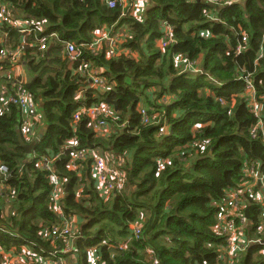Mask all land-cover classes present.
<instances>
[{
  "label": "trees",
  "instance_id": "1",
  "mask_svg": "<svg viewBox=\"0 0 264 264\" xmlns=\"http://www.w3.org/2000/svg\"><path fill=\"white\" fill-rule=\"evenodd\" d=\"M114 1L115 8L105 0H0L37 31L28 36L0 27L9 33L0 50L22 51L19 62L36 77L32 84L19 74L15 79L44 115L27 137L19 108L0 95V167L9 170L0 173V263L3 255L17 258L28 249L41 259L76 256L77 264H217L218 258L224 264H264L259 246L232 256L214 227L218 205L238 194L245 205V236L264 241L256 182L247 175L249 168L262 174L264 143L252 136L257 120L241 80L250 76L264 118V0L225 7L143 0L136 16L122 0ZM105 29L110 37L128 35L122 46L129 55L108 59L106 43L93 51L96 31ZM169 30L175 43L162 53L157 42ZM245 37L247 50L238 54ZM44 39L48 48L40 51ZM72 42L82 53L83 69L70 67L66 44ZM179 54L199 73L177 64ZM14 64L3 61L0 67L6 71ZM82 70L85 76L97 72L108 89L91 88ZM93 105L109 109L107 136H98L85 116L74 126L76 112ZM42 122L47 131L39 137ZM72 141L77 145L69 148ZM33 142L29 154L26 146ZM89 150L108 156L110 165L123 162L125 184L110 197L96 187L91 155L86 162L74 158ZM52 173L64 190L62 217L78 220L75 251L67 256L53 235L52 227L62 228L64 219L50 200ZM137 220L138 238L131 230Z\"/></svg>",
  "mask_w": 264,
  "mask_h": 264
},
{
  "label": "built area",
  "instance_id": "2",
  "mask_svg": "<svg viewBox=\"0 0 264 264\" xmlns=\"http://www.w3.org/2000/svg\"><path fill=\"white\" fill-rule=\"evenodd\" d=\"M110 8L116 7V1L114 0H105ZM208 2V4L213 6L225 7L231 6L237 0H203ZM143 0H122L121 4L124 6V9L130 11V14L133 16L137 15L138 9ZM123 13V17H124ZM0 26H7L12 29H16L21 33L26 35H32L36 33V29L34 25L28 21H25L22 18H16L14 13L8 7V5L0 3ZM128 38V35H124L120 37V35L116 34L115 36L105 35L102 38L96 40L92 45L93 51L100 49L104 43H106L107 49V58L110 59L112 57H117L121 55H129L130 50L127 48H122L119 44L124 42V40ZM244 43L240 44L237 48V53L241 54L245 52L247 46V38L243 39ZM173 31L169 30L166 32L165 36L161 39L159 43V48L164 52L165 49L171 44L174 43ZM47 49V41L46 39L40 42V51H45ZM66 53L70 60V66L80 65L81 69L85 66L84 62H80L79 59L82 56L81 51L77 49L75 44L67 43L66 44ZM22 51L20 49L16 51H12L11 53L7 52L4 49L0 50V62L12 60L15 66L19 63L21 58ZM187 58L181 54L175 56V62L177 64L185 65L187 67H192L191 62H187ZM14 66V67H15ZM12 67L6 71L2 70L0 67V95L1 98L9 104L16 105L19 108V111L22 114V133L30 137L33 134L34 128L36 127V123L40 119V113L38 112L37 103L33 100L31 94L27 89H25L23 82L15 79V68ZM191 70V69H190ZM84 75L82 77H87L91 84V88L98 89L102 92H105L107 87V82L102 78L97 76V72L88 71L87 76H85L86 72L81 71ZM241 80H243L247 84V95L249 97V108L255 115L257 120V125L252 130V136L254 139H260L264 143V118L262 117L259 104L256 98V94L254 92L253 84L250 80V76L244 75ZM80 98V96H78ZM109 109L102 108L99 105H93L89 107H81L75 114L74 117V126H77L80 123L83 116L89 118L91 120V127L95 131L98 136H105V130L108 128V124L106 121V116H108ZM143 122L148 124L151 122L150 117L148 116L146 110H141ZM165 128H160V134L165 132ZM102 134V135H100ZM76 142L72 141L70 143L69 148H74L76 146ZM91 155L92 159V176L96 181V187L98 191L101 192L102 195L106 197H110L116 191H119L123 188L126 180V172L123 170V162H117L115 164H109V161L103 156L102 153L97 152L95 150L88 151H79L75 153L74 158L82 160L86 162L88 160V155ZM44 167L47 170H51L50 162L45 161ZM262 174H257L255 168H249L247 175L255 180L256 186L252 188L254 191V200L260 205V208L263 211V222L261 230L264 231V168L261 169ZM9 172L6 166L0 167V173L3 175H7ZM50 182L54 185L55 189L50 198L51 202L54 203L55 212L59 214L61 217L62 212L60 208V200L64 197V190L60 186L59 178L55 173L50 175ZM3 189L0 185V190ZM14 194V191L12 192ZM245 205L243 204L240 196L238 194L230 195L229 199L220 203L218 205V211L216 213V224L215 229L218 234L225 237L226 249L229 253L234 256L238 253H244L246 250H249L252 246H259L262 248V252L264 253V241H253L248 239L245 236V215L243 209ZM245 210V209H244ZM243 211V212H242ZM62 225V228H56L53 231V235L55 236V240L58 242H62V255L67 256L75 251V240L77 233V217L73 216L68 219H65ZM238 221V223H237ZM141 224L140 221L137 220L132 225L131 230L136 238H138L141 234ZM75 232V233H74ZM33 259L30 255L28 249H22L21 256L17 258H11V260H17L19 264H65V258L59 259H41L36 263L26 262V260ZM41 259V260H40ZM25 261V262H24Z\"/></svg>",
  "mask_w": 264,
  "mask_h": 264
},
{
  "label": "crops",
  "instance_id": "3",
  "mask_svg": "<svg viewBox=\"0 0 264 264\" xmlns=\"http://www.w3.org/2000/svg\"><path fill=\"white\" fill-rule=\"evenodd\" d=\"M0 27H4V26H0ZM124 32H126V30H123ZM102 33V36H105L106 33H108L109 31L107 29L105 30H102V31H99ZM98 33V32H97ZM116 34L120 35V31H118ZM115 34V35H116ZM4 35V36H3ZM9 33L8 32H3L0 31V43L3 42L4 38L8 37ZM29 36V35H28ZM110 36V35H109ZM114 36V35H113ZM159 45V44H158ZM122 48H124L123 46H121ZM25 62L23 61H20L18 63V65L15 67V76L16 74H19L21 75V79H23L24 81H26L27 84H32L33 81H34V78L36 77L35 75H32L29 70H28V67L25 66L24 64ZM71 67V66H70ZM40 119L44 118V115L43 113L41 112L40 114ZM39 119V120H40ZM38 120V121H39ZM47 131V125L44 124L43 122L39 125V137H41V134H44L45 132ZM38 137V136H37ZM76 260V261H75ZM78 263V258L76 256H70V257H67L66 259V263L65 264H77Z\"/></svg>",
  "mask_w": 264,
  "mask_h": 264
},
{
  "label": "rangeland",
  "instance_id": "4",
  "mask_svg": "<svg viewBox=\"0 0 264 264\" xmlns=\"http://www.w3.org/2000/svg\"><path fill=\"white\" fill-rule=\"evenodd\" d=\"M98 32V33H97ZM3 33V32H2ZM95 37H96V40H98V39H100V38H102L103 36H102V33L101 32H99V31H96V33H95ZM175 43V42H174ZM173 44V43H172ZM172 44H170V45H172ZM120 46H122V42L119 44ZM169 45V46H170ZM169 46L167 47V49L169 48ZM47 48H48V45H47ZM166 49V50H167ZM16 67V66H15ZM14 67V68H15ZM192 67H193V63H192ZM192 67H187V66H183V68L185 69V71L186 72H190V69H192ZM198 70H199V68H198ZM190 73H193V74H197L198 73V71H192V72H190ZM105 131H107V130H105ZM104 131V132H105ZM100 135H102V134H100ZM106 135V134H105ZM107 136V135H106ZM104 137V136H103ZM108 157V156H107ZM106 157V158H107ZM107 160L108 161H110L109 160V158H107ZM73 168V170H75V171H78V169L75 167V166H73L72 167ZM5 198V202L7 203L8 201H9V193L7 192L6 193V196L4 197ZM5 202H3V205L4 204H6ZM0 206H2V203H1V200H0ZM1 210H2V208H0ZM1 218H2V216H1ZM47 228H49L48 226H47ZM54 230L56 229V227L54 226V227H52ZM50 229V228H49ZM44 235H46V236H48V233H47V229H45V233H44ZM46 239V238H45ZM30 255H31V253H30ZM9 257V255H3V259H2V261H1V263L0 264H19L20 262L19 261H17V260H11V258H8ZM32 258L33 259H30L28 262H32V263H36L38 260H39V258L37 257V256H32ZM76 261V260H75ZM91 262L92 263H94V260L93 259H91ZM27 264V263H26ZM217 264H224V262L223 261H220V259L218 258L217 259Z\"/></svg>",
  "mask_w": 264,
  "mask_h": 264
},
{
  "label": "water",
  "instance_id": "5",
  "mask_svg": "<svg viewBox=\"0 0 264 264\" xmlns=\"http://www.w3.org/2000/svg\"><path fill=\"white\" fill-rule=\"evenodd\" d=\"M211 6H213V5H211ZM18 135H19V142H20L22 145L25 146V143H24L23 138H22V136H21V132H19ZM35 144H36V143L33 142V143H31L30 145H27V146H26V150H27V152H28L29 154L31 153V150H32V148L35 146Z\"/></svg>",
  "mask_w": 264,
  "mask_h": 264
},
{
  "label": "clouds",
  "instance_id": "6",
  "mask_svg": "<svg viewBox=\"0 0 264 264\" xmlns=\"http://www.w3.org/2000/svg\"><path fill=\"white\" fill-rule=\"evenodd\" d=\"M200 1H203V0H200ZM161 39H162V38H161ZM161 39L157 42V47H158V48H159V45H158V44L160 43ZM171 44H172V43H171ZM159 49H160V48H159ZM166 49H167V48H166ZM166 49H165L164 52H163L161 49H160V50L162 51V53H165V52L167 51ZM192 71H199V70H197V69H191L190 72H192ZM198 73H199V72H198Z\"/></svg>",
  "mask_w": 264,
  "mask_h": 264
}]
</instances>
